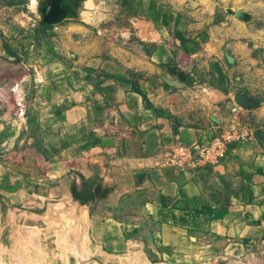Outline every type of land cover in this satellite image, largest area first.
<instances>
[{
	"label": "crops",
	"instance_id": "0c3cea01",
	"mask_svg": "<svg viewBox=\"0 0 264 264\" xmlns=\"http://www.w3.org/2000/svg\"><path fill=\"white\" fill-rule=\"evenodd\" d=\"M28 29L0 22V64L20 70V81L13 82L20 90L27 78L35 81L29 102L20 92L23 117L17 100L15 108L0 104V182L6 191L20 188L12 178L18 169L56 197L87 198L92 232L104 244L121 246L136 228L129 233L127 227L150 219L161 237L167 227L174 240L184 232L225 256L264 259V152L256 142H231L217 164L175 165L169 158L175 146L207 144L223 132L216 114L207 118L196 108L197 87L167 88L123 62L79 73L56 58L61 39L37 40ZM180 39L192 49L179 56L193 59L195 37ZM172 57L168 48L152 56L156 64ZM194 63L212 68L216 86L222 85L219 64L198 56Z\"/></svg>",
	"mask_w": 264,
	"mask_h": 264
},
{
	"label": "rangeland",
	"instance_id": "374dc122",
	"mask_svg": "<svg viewBox=\"0 0 264 264\" xmlns=\"http://www.w3.org/2000/svg\"><path fill=\"white\" fill-rule=\"evenodd\" d=\"M0 22L30 28L37 40L61 39L56 58L79 73L102 69L107 61L123 62L167 88L197 87L200 114L217 115L222 131L246 132L264 152V0H0ZM181 34L195 37L193 59L179 56L192 49L182 46ZM157 48L171 49L173 57L156 64ZM197 56L219 64L221 86L212 68L194 63ZM19 71L0 64V104L15 108L10 88L21 78ZM34 84L31 78L21 84L27 102ZM12 178L16 189L27 182L14 191L0 182V264H82L87 254L86 264H251L250 259L264 264L253 253L225 256L213 243L184 232L174 240L167 227L161 237L159 224L150 219L127 227L129 233L136 228L121 246L104 244L92 232L87 198L56 197L18 169Z\"/></svg>",
	"mask_w": 264,
	"mask_h": 264
},
{
	"label": "built area",
	"instance_id": "2783aa9c",
	"mask_svg": "<svg viewBox=\"0 0 264 264\" xmlns=\"http://www.w3.org/2000/svg\"><path fill=\"white\" fill-rule=\"evenodd\" d=\"M24 98L17 100V114L23 117L26 113ZM247 139L246 132L227 130L217 135L207 144H195L193 146L177 145L170 153V162L180 167H194L201 164L219 163L231 142Z\"/></svg>",
	"mask_w": 264,
	"mask_h": 264
},
{
	"label": "bare ground",
	"instance_id": "6f19581e",
	"mask_svg": "<svg viewBox=\"0 0 264 264\" xmlns=\"http://www.w3.org/2000/svg\"><path fill=\"white\" fill-rule=\"evenodd\" d=\"M33 1V4H35V3H37V0H32ZM48 19H51L50 17H48ZM20 81V79H18L17 80V82H19ZM13 86H15V88L14 89H11V91L12 90H15V93H12V98H13V101H15V100H19L20 98H19V95H20V92H21V90H20V88L17 86L16 87V85H13ZM17 104V103H16ZM82 219V218H81ZM83 227H84V225H83ZM85 229V228H84ZM74 232H75V229H74ZM73 231H72V234L74 233ZM76 234V233H75ZM82 234H83V232H82ZM78 235H79V232H78ZM69 236V235H68ZM71 236V235H70ZM80 236V235H79ZM85 236V235H84ZM83 236V237H84ZM71 240V239H70ZM71 241H74V240H71ZM85 241H83V243H84ZM71 243V242H70ZM73 243V242H72ZM75 244V243H74ZM72 245V244H71ZM74 247H75V245H74ZM83 247H84V245H83ZM70 248H72V247H70ZM86 248V247H85ZM85 248H84V250H85ZM88 249V248H87ZM73 250V249H72ZM71 250V251H72ZM82 250V249H81ZM84 250L82 251V252H84ZM75 251V250H74ZM88 251V250H87ZM87 251H85V252H87ZM79 252V251H78ZM81 251L79 252V255L82 257L83 255L81 254L82 253ZM84 252V253H85ZM40 253V252H39ZM83 253V254H84ZM87 253H90V250H89V252H87ZM87 253H85V254H87ZM76 254V253H75ZM94 254V253H93ZM24 255V254H23ZM87 256L89 257V255L87 254ZM90 256H93V255H90ZM16 257V256H15ZM19 257V256H18ZM80 257V258H81ZM84 257V256H83ZM82 257V258H83ZM88 257H87V261H88ZM24 258V257H23ZM41 258V257H40ZM39 258V259H40ZM82 258H81V262H82ZM85 258H86V256H85ZM16 259V258H15ZM25 259H26V257H25ZM95 259V258H94ZM97 259V258H96ZM30 260V258L28 259V261ZM83 260H84V258H83ZM24 261V260H23ZM33 261V260H32ZM87 261H85L84 260V263L86 264L87 263ZM90 261H93V260H90ZM96 263L95 264H97V261L98 260H94ZM21 262V261H20ZM30 262V261H29ZM89 262V261H88ZM33 263H34V261H33ZM84 263H82V264H84ZM90 263H92V262H90ZM101 262H99L98 264H100ZM2 264H3V262H2ZM27 264V263H26ZM30 264H32V263H30ZM35 264V263H34ZM36 264H39L38 263V261L36 262ZM80 264V263H79ZM89 264V263H88ZM93 264H94V262H93ZM102 264V263H101ZM104 264H106V263H104ZM197 264H203V263H197ZM210 264H219V263H217V262H212V263H210Z\"/></svg>",
	"mask_w": 264,
	"mask_h": 264
}]
</instances>
